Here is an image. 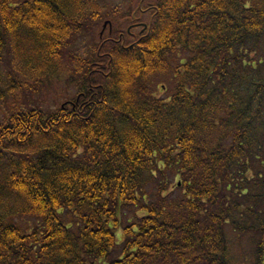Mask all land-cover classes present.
Returning <instances> with one entry per match:
<instances>
[{"label": "trees", "instance_id": "16d2710c", "mask_svg": "<svg viewBox=\"0 0 264 264\" xmlns=\"http://www.w3.org/2000/svg\"><path fill=\"white\" fill-rule=\"evenodd\" d=\"M11 50L64 86L0 120V264H264V0H0Z\"/></svg>", "mask_w": 264, "mask_h": 264}, {"label": "rangeland", "instance_id": "374dc122", "mask_svg": "<svg viewBox=\"0 0 264 264\" xmlns=\"http://www.w3.org/2000/svg\"><path fill=\"white\" fill-rule=\"evenodd\" d=\"M116 1L121 4H124V0H116ZM129 20L131 21L132 18ZM103 22L99 26L100 30H101V26L103 25ZM133 23L134 22H132L131 24ZM9 58H10V61H9ZM17 60H18L17 55L13 52V50H11V53L9 54V57L7 59V61H9L8 63L9 66H7L6 64L0 61V120L6 118L8 114L13 110L16 104H18L17 106H19L20 108H26L24 104L25 102L26 104L31 105L34 102V99L36 98L37 100L39 97H41L40 98L41 100L43 98V101H42L43 103L41 104L42 107H53L55 104L54 102L58 101V97L60 94L59 87L64 86L63 84L54 83L52 84V87L50 88L41 89V87H38L39 86L38 78L27 82L23 77H21L20 85L22 86V89L21 88L19 89L10 88L9 82L7 79V71L10 72V71L15 70L14 68L16 67ZM53 65L55 64L52 63V66ZM47 70L48 72L53 71L50 68ZM50 74L51 76L54 75V73H50ZM26 85H32V87L29 88ZM38 89L39 91L41 89V92H42L41 94L39 93ZM61 101L62 100H60L59 102ZM128 215L130 216L131 214L128 213ZM122 236L123 234L121 230L116 233V238L118 242L120 241ZM242 243L245 244L243 245V247L245 248V251L249 250V244L246 243L245 241H242ZM240 249L241 247L238 248L237 252Z\"/></svg>", "mask_w": 264, "mask_h": 264}, {"label": "flooded vegetation", "instance_id": "af4514ba", "mask_svg": "<svg viewBox=\"0 0 264 264\" xmlns=\"http://www.w3.org/2000/svg\"><path fill=\"white\" fill-rule=\"evenodd\" d=\"M134 25H138V24H134ZM110 26H111V25H108V24H107V25L105 26L104 30L108 29V32L111 33L112 30H111V27H110ZM138 27H142V28L139 30V32H141L142 29H143V26H142V25H141V26H136V27H133V28H137V29H138ZM120 34H122V33H121V32L118 33V37H119Z\"/></svg>", "mask_w": 264, "mask_h": 264}]
</instances>
